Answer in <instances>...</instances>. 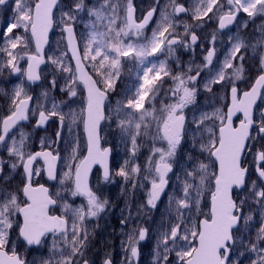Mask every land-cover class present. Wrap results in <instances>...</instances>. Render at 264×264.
<instances>
[{
  "label": "snow or ice",
  "instance_id": "snow-or-ice-1",
  "mask_svg": "<svg viewBox=\"0 0 264 264\" xmlns=\"http://www.w3.org/2000/svg\"><path fill=\"white\" fill-rule=\"evenodd\" d=\"M4 3L5 0H0V5ZM58 3L59 0H15L14 20L8 23L0 37L3 41L0 73L7 69L10 75L19 74L24 78L14 86L7 110L0 111V149H6L13 161L9 165L12 173L22 169L20 184L11 190L0 185V264H28L11 239L14 227H18L19 237L27 246L40 245L48 234L53 236L50 258L42 264H95L86 258L88 234L84 224L98 217L107 205V200H101L89 186V172L94 164L103 168L105 181L110 179V149L100 147L102 121L114 124L123 141L130 138V158L135 157L138 140L143 137L151 136L153 144H166V148L153 146L142 178L139 165L126 170L127 160L117 172L125 180L132 181L134 190L147 188L146 201L140 207L149 211L156 209L162 196L167 194L177 149L191 134L192 150L183 170V180L179 183V191L174 189L168 195V218L161 220L157 230L154 264H168L171 253H175L178 264H230L232 253L238 248L244 249L240 255H249L251 264H264V108L258 115L256 112L258 99L264 97V54L259 56V74L243 91L237 82L243 79L248 45L238 37H229L231 47L218 67L214 63L217 56L215 33L210 41L212 46L203 57V65L195 69L189 65L187 72L175 74L169 67L174 58L177 66L183 67L177 51L181 47L185 51L194 49L199 39L194 29L203 27L206 19L211 21L221 12L218 29L224 30L241 13L249 18L264 15V0H193L190 7L168 0L163 8L160 0H155L139 21L134 0H126V4L121 0H102L99 7L88 9L86 23L79 17L85 9L84 0H74L73 5L62 10L56 18L54 9ZM158 9L159 20L148 35L146 30ZM180 14H191L195 22L183 23V34L175 31L176 18ZM79 23H84L85 31L78 35ZM54 27L60 28L61 38L53 54L47 55L45 46L50 44L49 33ZM20 29L23 32L17 35ZM258 46L252 45L253 48ZM24 60L26 68L21 67ZM236 60L240 61L239 67L234 66ZM125 63H131L137 70L135 79L125 88L122 98L109 108L106 102L116 92ZM42 64L52 66V89L63 78L65 85L60 92L69 98L81 96L83 107L78 113H64L54 99L50 109L39 102L32 105L34 97L28 94L25 84L41 80ZM193 71L196 74L190 75ZM204 72L208 73L204 90L211 92L215 86H224L226 103L223 108L197 110L198 114L192 112L189 116L199 91L194 85L200 82ZM168 79L172 87L163 89ZM161 90L171 102H161L157 108L155 102ZM41 95L48 98L47 92ZM149 104L151 110L147 107ZM237 113L243 116L239 124L233 119ZM30 115L35 119V128L58 118L59 130L53 143L63 138L67 120L73 124L77 120L82 122L87 155L78 159L74 149L63 157L67 170L60 183L72 181V195L83 196L86 205L73 208L64 203L63 214H50V206L57 205L58 200L44 184H36L34 177L46 174L48 179L55 180L61 156L49 150L47 138H41V150L33 152L26 150L28 133L20 131L18 137L13 135L21 122L29 121ZM192 152L204 159H197ZM248 156H252L251 165L245 164ZM41 161L43 166L37 167ZM4 163L0 160V176H3ZM3 179L5 183L10 181L8 176ZM209 193L208 211L202 212V198ZM245 208L249 209L247 214ZM254 209L259 211L260 220L253 239ZM133 219L130 211L121 225L126 227ZM125 234L127 241H122L125 264H135L140 255L139 245L148 237L149 229L132 227ZM102 264H112L111 258L104 259Z\"/></svg>",
  "mask_w": 264,
  "mask_h": 264
},
{
  "label": "rangeland",
  "instance_id": "rangeland-1",
  "mask_svg": "<svg viewBox=\"0 0 264 264\" xmlns=\"http://www.w3.org/2000/svg\"><path fill=\"white\" fill-rule=\"evenodd\" d=\"M69 1H73L71 4H69V6H72L74 3V0H69ZM178 1H184L185 3L183 2L182 4L185 7H190L193 3V0H176V2L180 4L181 2H178ZM101 2L102 0H96L95 3H91L87 7L85 6V9L79 13L80 19L86 23L89 19L87 15L88 9H91L93 7H99V4ZM121 3L126 4V0H121ZM154 3H155V0H134V5L137 9V20L138 21L143 19V16L146 14L147 11L151 9ZM166 3H168V0H160V7L163 8V6ZM14 8H15V0H9L5 5H3L2 7L0 6V25H1L0 37H2L3 30L6 29L8 23L13 22L14 20V18L11 17L12 13H14L13 11ZM169 11H171V8L169 9ZM221 14H222L221 12H217L216 17H213L212 21H214V23L205 21L203 24V27L195 28L194 30L196 31V34H198V38L201 41L199 42L198 45L194 46V49L189 48L187 51H185L182 47L179 48L177 51V58L179 59L181 64L186 60L185 66H183L184 70L188 69V66L191 65V61H197V64L203 65L204 63L203 57L204 55H206L208 48L212 46L210 44V41L212 39V34L215 33L216 35L215 48H216L217 56H216L214 63H215V67H218L220 61L224 59L225 54L228 52L229 48L231 47V44L229 42V37H238L240 41L248 45L247 51H245V59L243 61L244 72L248 69L250 72L255 73L257 69L259 68V56L261 54H264V30L263 29L259 30V33L257 36L259 37L258 40H257V37L250 39L249 38L250 33H247L246 31L250 28V26H253L256 29L259 28L257 27L256 23L252 25V23L254 22L257 16L253 18H249L247 17L246 14L241 13L237 17L235 24L230 29L220 33L216 29V24H217L218 16ZM157 20H159V9L157 10V13L153 21L151 22L150 27L146 30L148 35L151 34V30L153 27H155ZM245 21H247L246 27L244 26ZM176 23L178 24V26L176 27L175 31L183 34L184 33L183 23L194 24L195 22L192 20L191 14H190L187 20L185 18L180 20L177 17ZM260 25L264 26V24H261V23ZM83 31H85L84 23H79L77 25L78 35ZM16 34L17 35L22 34V29L17 31ZM0 42L1 44L3 43L2 39H0ZM257 44L259 45L257 48L252 47V45H257ZM56 47H57V42L55 46L53 47V50L56 49ZM53 50H51L49 55L53 54ZM255 53H257V66L258 67L250 63H247V60H251L254 57L253 55ZM201 55H203V57ZM160 58L162 59V57ZM181 59L183 60L182 62H181ZM25 61L26 60H24V63ZM171 63L172 65L178 68L175 58L171 60ZM234 66L239 67L240 61L236 60L234 62ZM136 71L137 70L131 63H125L123 65V72H122L121 79L118 82V86L116 88L115 94L110 96V100L107 103V107L109 108L113 107L115 105V101L122 98L121 94L123 93L125 88L130 87L132 85L135 79V76H136ZM176 72H179V71L176 69L175 73ZM243 73H242V76H243ZM189 74L195 75L196 73L195 71H193ZM205 74L206 76L204 78H207L208 73L205 72ZM228 74L231 75V71H229ZM20 82L21 80H17L16 84ZM14 86H13V89H14ZM237 86L240 90H243L246 85L238 81ZM170 87H172V82L170 79H168L163 84L162 88L169 89ZM44 92L48 93L47 99H45L41 95ZM197 94L199 97L198 98L196 97V104L193 107H190L189 116H191L192 112H197V110L211 111L212 108H216V107L221 108V106L223 105L224 100L222 98L212 97L210 100L209 92L205 91L204 89L203 90L199 89ZM36 96H37V99H36L37 102H39L40 104H46L48 108H51L52 102H53V99H52L53 89L52 88L48 89L47 87H42L37 91ZM164 98H165V92L161 90L159 93V98L155 102V106L157 108H159ZM73 102H76V104L77 103L80 104L81 96L78 95L72 98H69L67 96V100L66 102H64L65 103L64 105L61 102H56V103L63 105L61 109L64 113H67V112L69 113L70 111H74L75 106L72 104ZM169 102L171 101L166 100L164 103H169ZM262 104L264 105V97H263ZM147 107L149 108V110H151L152 105L149 104L147 105ZM38 111L36 115H38ZM80 126H81V122L79 125V120H77V122L74 125V128L72 129V132L68 135L66 139V141L68 142L72 140H76L78 142L77 143L78 145L76 143H73L68 152L64 150L65 153L63 157L68 156L69 153H71L74 149L76 151V155L78 159H80V157L82 156L83 151H84V138L82 134L80 136V129H81ZM20 131H23V129L17 128L16 131L13 133V135H16L18 137ZM101 136L105 144H107L108 142H113V141H115L114 143L116 144L118 139L121 138V135H118L117 131L115 130V125L110 124L108 121H105V123L102 126ZM123 143H124L123 144L124 147H123L122 152L124 151L125 154L119 153L118 157L121 156V158H118L115 154L114 157H117V163L118 164L122 163L123 161L122 156H123L124 160L129 161V164H130V167L126 169L127 171H130L133 165H139L141 168V173H140L141 178L144 174V170L147 168L148 157L152 155L153 146L157 148H160V147L166 148V144L159 143V142L153 144L151 136H146L138 140V150L136 152V155L134 158H130V151H129L131 148L130 138L127 142L124 141ZM190 144H191V134H189V136L186 137L185 140L182 142V145H186V146L184 148L178 147L177 149L176 156L174 157V160H173L174 173L169 178L170 183H169L168 189L166 190L167 194L162 196L161 201L158 204V207L154 210L149 211L148 209H142L140 207V205L146 201V192H147L146 187L145 188L137 187L134 190L132 187L131 180H125L124 177L118 176L116 174H112V177L109 181L102 180L98 176V174L96 175L101 180L100 182L98 181L96 176L94 178H91V181H90L91 188L92 187L96 188L97 185H99V187L104 188L101 190L103 191V193L104 191H106L110 195V199H107V198L104 199V196L101 192L96 193L100 197L101 200H107V205H106L105 210L102 213H100L98 217L90 218L92 219L95 225H101L102 223H105L102 227H100L99 232L96 235V238H98V243H96V248L98 249V252H103V254L99 255L98 259L95 258L92 260L95 262V264H101L102 259L104 257L113 255V252L110 250L113 248H119L122 252V254L119 257L118 256L115 257L117 261L116 264H125V251L122 245V241L124 242L127 241V235L125 233H127L132 227L138 228L140 226L149 229V235L145 239V241L139 245V250H140L139 264H154L155 242H156L157 230L159 228L161 220H167L168 218L167 216L168 195L171 194L174 189L179 191V183L180 181L183 180V170H184L188 155L190 153ZM26 150L31 151L29 150V148H27ZM117 152H121V151H117ZM192 155L197 156V159H204V157H199L197 153H194ZM156 158L158 159V157ZM0 160L5 161L3 165V176L10 177V181L8 183H5L3 176H0V185L11 190L16 185L19 184L20 180H22V171L18 170L16 173H12L9 165L13 161L9 159L6 149H0ZM37 167H42V166L38 164ZM66 170L67 168L65 166V160L62 158L61 162L59 163L56 181L53 184L49 185L50 188L52 187L55 194H56L55 190L58 189L60 193L62 187H65L69 193H72L74 191L71 181H65L64 184L60 183V179ZM211 170L212 169H210V171ZM40 177L41 176L34 177V180L35 178L40 179ZM178 177H179V181H178ZM122 195H125L126 200L123 199ZM209 195L210 193L202 198L201 210L203 212H207ZM78 199H81V198H78ZM86 203H87L86 200H80L78 203L77 201H74L73 203L68 204V205L75 208V207H80L82 205H86ZM58 209L60 210L61 213H63V205H60ZM112 209H118L120 212L116 214V216L114 217V213H112ZM130 211L134 219L130 220L128 225L125 227L126 232L118 231L117 229L111 228L109 226V223L112 222L113 217L116 218L117 220L119 219L122 220L129 216ZM90 219L87 221V223L90 221ZM121 220H120V223H121ZM16 228L18 229V227ZM137 235H138V232H137ZM45 243L40 249L39 262L42 261V257H43L42 251L45 252V258H46V252L49 250V248H47L46 250H42L44 248ZM86 252L88 254L86 258L91 260L92 257H90V255L92 253V250L90 249ZM168 264H178L175 253L170 254Z\"/></svg>",
  "mask_w": 264,
  "mask_h": 264
},
{
  "label": "trees",
  "instance_id": "trees-1",
  "mask_svg": "<svg viewBox=\"0 0 264 264\" xmlns=\"http://www.w3.org/2000/svg\"><path fill=\"white\" fill-rule=\"evenodd\" d=\"M72 2L73 1H69V0H59L58 6L56 7V9L54 11L56 18H58L60 16V12L62 10H67V8L70 7L69 4H71ZM95 2H96V0H84V4L86 7L89 6L91 3H95ZM182 2H184V1H182ZM189 15L190 14L183 15V16L178 17V18L180 20L185 18L187 20L189 18ZM11 17L14 18V13H12ZM205 21H207V19ZM207 22L214 23V21H212V20L207 21ZM255 23H256L257 27H259L258 29L254 28L253 26H250V28L246 31L247 33H250V36H249L250 39L257 37L260 29L264 30V26L260 25V23L264 24V16H262V15L257 16L256 19L254 20V22L252 23V25ZM59 29H60L59 27H54V29L51 33L50 44L46 50L47 55H49L51 50H53V47L55 46L56 42L58 40H60V38H61ZM22 32H23V29H22ZM258 39H259V37H257V40ZM0 44H1V42H0ZM246 51H247V49H246ZM253 56L254 57L251 60H247V63H250V64L258 67L257 66V53H255ZM23 63H24V61L21 62V67L23 66ZM40 73H41L42 81L38 86H35L33 88H29L25 84L26 90L29 93H32V95L34 97V99L32 101L33 106H35L37 104V100H36L37 99V96H36L37 91L42 87H47L48 89L51 88L50 81L53 78L52 74H51L52 73V66L50 64L45 65L41 69ZM257 73H258V69L255 73L250 72L247 69L243 73V79L240 82L247 85L250 81H252V79L254 78V76ZM229 76H231V75H229ZM22 79H23V77H21L19 74L10 75L9 70H7V69H5L2 73H0V111H6L7 110L8 104L10 103L9 97L13 92V86L16 85L17 80H22ZM64 85H65V80L63 78H60L57 85H56V88L53 89V96H52V99H54L55 102H61L63 105L65 104L64 102H66V100H67V94L61 93L60 89L62 87H64ZM228 87H230V85ZM226 91H227V89L222 85L215 86L213 88V90L211 92H209V99L211 100L212 97L222 98L224 100V102H223V105L221 106V108H223L225 103H226V101L224 99ZM6 93H7V95H6ZM72 104L75 106L74 111L78 113L80 111V106H78L79 103L76 104V102H73ZM63 105H61V108ZM210 105H212V104H210ZM74 125L75 124H73L71 122V120L66 121L64 129H63V138L58 143L52 142V141L56 140L55 133L59 130L58 118H53L52 120H50L47 123V125L44 129H40V128H35V119H33L30 115V119H29L28 123L25 124L24 126H21V128L23 129L24 132L28 133V145H29L28 148H29V150L33 151L35 149L41 148V144H40L41 138H47L48 144H50V148L55 150V152H58L62 157L66 147L70 149L71 145L73 143H76V144L78 143L76 140H72L69 142L66 141L68 135L72 132ZM79 125H80V121H79ZM80 128H81V126H80ZM80 134H81V129H80ZM117 134L121 135L118 131H117ZM123 142L124 141H122L121 138L118 139V141L116 142V147H115L114 151L117 152V151L123 150V147H124ZM185 146L186 145H181V146H179V148H184ZM46 147H47V145H46ZM77 148H78V146H77ZM188 149H189V147H188ZM191 150H192V143L190 144V152H191ZM122 153L124 154L125 152L123 151ZM194 153H196V152H192V154H194ZM122 159H123V161L120 164V166L117 163H115L114 161H112V163H111L112 171L116 175H117V172L119 171V169L122 166H125V160H124L123 156H122ZM128 166H129V164L127 165V167ZM118 167H120V168H118ZM20 182H21V180L19 181V184H20ZM248 212H249V209H248L247 213ZM252 231H253V233L256 231V222H254V221L251 224V235H252V238L254 239L255 233L252 234ZM10 235H11L12 241L15 242L17 245V251L20 252L22 254V256L27 259L28 264H42L43 260H47L50 258V251L49 250L52 246L53 240H51L50 244H48L47 246L44 247V248H49V250L46 252V258H45V252L42 251L43 252L42 261L39 262L41 247L36 248V249H29V248L23 247L20 244V242L18 241L17 228L16 227H14V229L11 231ZM245 238L247 239V236ZM46 240H48V239H46ZM95 240H96V238L93 235L88 234V243H87L86 251H88L90 249L92 250V253L90 255V257H92L91 260H93L95 258L98 259V256L103 254L100 252L97 254L93 253V245H94ZM111 250L113 251V255H109V256H111L116 261L115 257H117V256L119 257L121 255L120 249L119 248H113ZM86 256H88L87 252H86Z\"/></svg>",
  "mask_w": 264,
  "mask_h": 264
},
{
  "label": "flooded vegetation",
  "instance_id": "flooded-vegetation-1",
  "mask_svg": "<svg viewBox=\"0 0 264 264\" xmlns=\"http://www.w3.org/2000/svg\"><path fill=\"white\" fill-rule=\"evenodd\" d=\"M199 43V42H198ZM206 76V74H205V72L203 73V76L201 77V78H204ZM201 78H200V80H201ZM260 109H262V108H260L259 106L256 108V112H257V115H258V112L260 111ZM237 120H239V118H237L236 119V121ZM115 141H113V142H108L107 144H105L104 142H103V140H102V144H101V147L103 148V147H106V146H108L110 149H111V151H112V148H114L115 149V147H116V144L114 143ZM259 145H257V147H258ZM253 151H255V150H253ZM251 162H252V156H248L246 159H245V164H247V165H251ZM96 170H98L97 168L92 172V174H91V177H90V179L89 180H91V178H94L95 176L97 177V175H96V173L97 172H95ZM111 172V171H110ZM100 174H98V176H99ZM100 177V176H99ZM253 179L255 178L254 176L252 177ZM97 179H98V181L100 182L101 180L97 177ZM110 179H111V176H110ZM109 179V180H110ZM89 185H90V182H89ZM72 186H73V183H72ZM74 187V186H73ZM90 188H91V185H90ZM74 189V188H73ZM95 193H99V192H101L102 194H103V196H104V199H110V195L106 192V191H104V193H103V191H101L102 189H104V188H101V187H99V185H97V187L95 188V187H92L91 188ZM236 192L234 191V193H233V195H234V197L236 196ZM122 197H123V199L124 200H126V197H125V195H122ZM78 198H81V199H78ZM59 200H60V204L61 205H64V203H67V204H71V203H73L74 201H77V203L80 201V200H86L85 198H83L82 196H79V195H77V196H73L72 195V193H69L67 190H66V188L65 187H62L61 188V191H60V196H59ZM117 200V199H116ZM118 201V200H117ZM245 213H247V211H248V208H245ZM120 211L118 210V209H112V213H114V217L116 216V214H118ZM253 215H254V217H255V219H254V222H256V230H257V228L259 227V224L257 223V221H259L260 220V215H259V211L258 210H253ZM113 217V219H112V222H110L109 223V226L111 227V228H115V229H117L118 231H125L126 232V228H125V226H122L121 225V223H120V220L121 219H119V220H117L116 218H114ZM118 221V222H117ZM90 224H92V226H91V229H94V227H93V221H92V219H90V221L87 223H85L84 225H90ZM105 223H102L101 225H96V227L95 228H100V227H102L103 225H104ZM256 232V231H255ZM254 232V233H255ZM253 233V231H252V234H254ZM244 251V249L243 248H238V249H236V250H234L233 251V253H232V261L230 262V264H237V262H238V264H251V260H250V258H249V255L248 254H245V255H240V253L241 252H243Z\"/></svg>",
  "mask_w": 264,
  "mask_h": 264
},
{
  "label": "water",
  "instance_id": "water-1",
  "mask_svg": "<svg viewBox=\"0 0 264 264\" xmlns=\"http://www.w3.org/2000/svg\"><path fill=\"white\" fill-rule=\"evenodd\" d=\"M6 1L7 0H5V3H6ZM4 3V4H5ZM3 4V5H4ZM55 10V9H54ZM235 22V21H234ZM234 24V23H233ZM232 24V25H233ZM232 25H229L227 28H229V27H231ZM226 28V29H227ZM217 29H218V21H217ZM219 30V29H218ZM225 30V29H224ZM219 31H223V30H219ZM50 33H51V31H50ZM50 33H49V36H50ZM47 46L48 45H46L45 46V50H46V48H47ZM33 48H34V43H33ZM43 65V64H42ZM41 65V66H42ZM40 66V67H41ZM27 67V63H26V65H25V68ZM41 81V80H40ZM40 81H36V82H27L30 86H35V85H37V84H39L40 83ZM258 101H259V99H258ZM257 101V102H258ZM226 111V110H225ZM237 116H240V119H242L243 118V116H242V114H240V113H237L236 114V116L233 118V119H235ZM27 121H25V122H21L22 124L23 123H26ZM103 122V121H102ZM101 122V123H102ZM236 124H239V122H237ZM45 126H43L42 128H44ZM82 129H83V125H82ZM99 130H100V128H99ZM83 135H84V138H85V143H86V136H85V134H84V132H83ZM99 137H100V135H99ZM36 151H40V150H36ZM35 152V151H34ZM85 155H87V144H86V149H85V154H84V156ZM83 156V157H84ZM109 159H110V152H109V156H108V167H109ZM41 163H42V166H43V162L41 161ZM95 166H98L99 168H100V173H101V176L103 177V168L99 165V164H94L93 166H92V169H93V167H95ZM92 169H91V171H92ZM91 171L89 172V176H90V173H91ZM172 173V172H171ZM171 173H169V175L171 174ZM45 176H46V178L48 179V177H47V175L45 174ZM48 180H50V179H48ZM150 187V186H149ZM210 196V195H209ZM51 207H53V206H50V208ZM20 220H21V222H22V217H20ZM18 233H19V229H18ZM18 237H19V234H18ZM19 239H20V241L24 244V245H26V243L22 240V238H20L19 237ZM27 246V245H26ZM37 245H33V246H28V247H36ZM137 261H138V259H137ZM137 261L135 262V264L137 263Z\"/></svg>",
  "mask_w": 264,
  "mask_h": 264
}]
</instances>
